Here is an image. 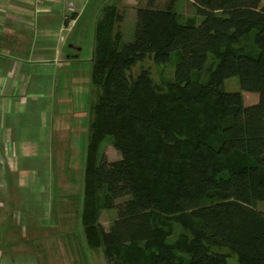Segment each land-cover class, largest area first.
<instances>
[{
  "label": "trees",
  "instance_id": "1",
  "mask_svg": "<svg viewBox=\"0 0 264 264\" xmlns=\"http://www.w3.org/2000/svg\"><path fill=\"white\" fill-rule=\"evenodd\" d=\"M191 1L200 24L180 23L176 0L138 8L121 47L115 5L95 23L81 225L108 264H228L224 250L238 264H264V2ZM253 31L256 54L241 45ZM174 50L173 80L128 74ZM233 77L256 103L224 89ZM108 137L120 159L98 162ZM101 208L116 211L108 229Z\"/></svg>",
  "mask_w": 264,
  "mask_h": 264
},
{
  "label": "rangeland",
  "instance_id": "2",
  "mask_svg": "<svg viewBox=\"0 0 264 264\" xmlns=\"http://www.w3.org/2000/svg\"><path fill=\"white\" fill-rule=\"evenodd\" d=\"M108 3L116 2L108 0ZM94 9L95 7L90 8L83 15L69 42L63 48V68L55 66L46 68L42 63L35 61L28 64L34 72L48 71L49 68L48 82L53 83V87L52 91L46 86H41L37 94L28 92L25 99L29 102L35 101V111H32L33 118L30 120L27 118V120H33L37 127L40 123L38 115L45 107L43 105L49 102L48 98L51 101L54 100L52 111L50 110L53 112V121L52 124L49 122V128L46 131L48 134H53L51 142L53 145L49 146V149L57 147L58 139L56 137L54 139V136L58 130L56 124L58 125L59 121L61 124L64 123L63 126L66 124L69 126L66 142L69 148L68 154H65L67 158L61 157L58 160L59 171L54 178L59 190L55 188L53 193L50 189L52 183L48 182L45 184L46 190L42 196H35L41 192L39 190L42 184L39 182L40 176H36L38 179L34 188L36 193H26L17 189L13 178L10 177L7 181L0 174V264H108L102 248L93 250L86 246L81 225L90 106L97 99V88L92 84V58L95 22L101 18V13L94 14ZM175 11L182 24L198 25L203 19L194 7L188 6L185 0H176ZM122 14L124 21L121 26L120 47L133 39L136 9H123ZM254 33V31L251 32L250 39L242 41L241 45L245 51L256 54ZM180 56L181 51L174 50L168 62L160 65L145 59L137 63L128 74L131 78H135L142 70L147 69L157 84L162 80H173ZM0 58L26 63L24 58L9 50L8 47H0ZM224 89L229 92H242L246 106L256 103L259 98L256 93L241 91L236 77L225 80ZM40 93L46 98L44 99ZM48 106L50 107L51 104L49 103L45 108ZM21 120L20 126L23 127L26 119L21 117ZM35 123H33L34 127ZM102 156L108 161L120 159V154L109 137L99 148L98 162ZM259 205L263 208L262 204ZM115 216V210L101 208L98 221L104 229H108ZM175 231L179 233L180 227L175 226ZM224 252L228 253V264H238L236 255L227 250Z\"/></svg>",
  "mask_w": 264,
  "mask_h": 264
},
{
  "label": "crops",
  "instance_id": "3",
  "mask_svg": "<svg viewBox=\"0 0 264 264\" xmlns=\"http://www.w3.org/2000/svg\"><path fill=\"white\" fill-rule=\"evenodd\" d=\"M69 1L43 3L36 8L31 0H0V47H8L26 60L23 64L14 59L0 58V174L7 181L10 177L13 178L17 189L26 193H36V176H40L41 192L35 195L40 197L48 182L52 183V193L55 188L59 190L54 176L59 171L58 160L61 157L67 158L65 154H68L69 148L66 145L69 126H63L64 123L61 124L60 121L56 124L58 130L54 139H58V144L56 148L49 149V146L53 145V134L46 131L49 122L52 124L53 121L51 111L54 100L48 98L49 102L43 105L46 107L51 104L48 108L44 107L38 115L40 123L37 127L33 120H27L33 118L32 111H35V101L29 102L25 99L28 92L37 94L41 86L48 87L50 91L53 87V83L48 82L49 68L48 71L34 72L28 64L35 61L42 63L46 68H63V48L83 15L92 7H95L94 14H100L104 6L112 4L108 3V0H85L84 4L77 5L76 14L64 19L65 6ZM171 1L114 0L116 3L113 5L123 16V9H166ZM185 1L189 7H193L191 0ZM123 21L117 27L120 32ZM69 45L71 47L72 42ZM43 95L41 94L45 99L46 96ZM21 117L26 119L23 127L20 126ZM54 196L53 194V198Z\"/></svg>",
  "mask_w": 264,
  "mask_h": 264
},
{
  "label": "built area",
  "instance_id": "4",
  "mask_svg": "<svg viewBox=\"0 0 264 264\" xmlns=\"http://www.w3.org/2000/svg\"><path fill=\"white\" fill-rule=\"evenodd\" d=\"M34 2V5L36 8H38L43 3H55L59 2V0H31ZM85 0H70L67 2L65 6V15L64 19H68V16H71L73 14H76L78 12L77 5L78 4H84ZM49 10H52V8H49Z\"/></svg>",
  "mask_w": 264,
  "mask_h": 264
}]
</instances>
